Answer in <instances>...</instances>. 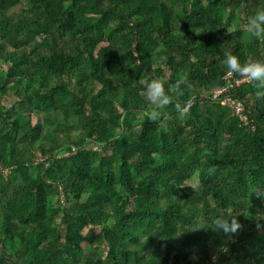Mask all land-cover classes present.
<instances>
[{
	"label": "trees",
	"instance_id": "16d2710c",
	"mask_svg": "<svg viewBox=\"0 0 264 264\" xmlns=\"http://www.w3.org/2000/svg\"><path fill=\"white\" fill-rule=\"evenodd\" d=\"M260 9L0 0V264H264V86L215 98L244 78L225 50L264 62L247 29Z\"/></svg>",
	"mask_w": 264,
	"mask_h": 264
},
{
	"label": "clouds",
	"instance_id": "9594fccd",
	"mask_svg": "<svg viewBox=\"0 0 264 264\" xmlns=\"http://www.w3.org/2000/svg\"><path fill=\"white\" fill-rule=\"evenodd\" d=\"M247 29L257 41L264 40V9L257 10L248 17ZM223 62L228 72L239 74L249 80L257 81L261 86H264V62L256 61L241 64L238 57L227 50L224 51ZM144 94L147 101L157 108H163L170 103L169 97L165 94L163 83L160 80H151L144 89ZM175 110L180 116H183L186 108H182L177 103L175 104ZM150 118L155 119V116H150ZM239 228L240 224L237 219L232 218L226 223H218L215 231H222L226 235H231L236 233Z\"/></svg>",
	"mask_w": 264,
	"mask_h": 264
},
{
	"label": "built area",
	"instance_id": "2783aa9c",
	"mask_svg": "<svg viewBox=\"0 0 264 264\" xmlns=\"http://www.w3.org/2000/svg\"><path fill=\"white\" fill-rule=\"evenodd\" d=\"M249 81L248 78L244 77L243 79L241 80H237L236 83H230V85L228 87H224L220 90H218L216 93H215V98H218V97H221L222 95L226 94L229 89L233 88L234 86H240L241 84L245 83ZM222 103L224 106H227L231 109H234L236 114L239 115L241 117L242 120H247V116L244 114V105H242L240 102H238L237 100L231 98L230 96H224L223 97V100H222ZM69 156V153H64V154H61V153H58L56 154V158L59 159V158H62V157H68ZM0 171L3 173V175L8 178L11 173H12V168H4L1 164H0Z\"/></svg>",
	"mask_w": 264,
	"mask_h": 264
},
{
	"label": "rangeland",
	"instance_id": "374dc122",
	"mask_svg": "<svg viewBox=\"0 0 264 264\" xmlns=\"http://www.w3.org/2000/svg\"><path fill=\"white\" fill-rule=\"evenodd\" d=\"M60 199H61V200H64V195H62Z\"/></svg>",
	"mask_w": 264,
	"mask_h": 264
}]
</instances>
